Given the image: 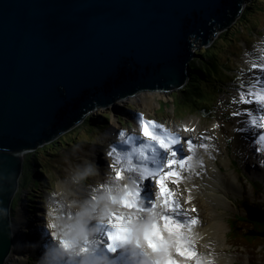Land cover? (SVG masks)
I'll use <instances>...</instances> for the list:
<instances>
[{"label":"water","instance_id":"95a60500","mask_svg":"<svg viewBox=\"0 0 264 264\" xmlns=\"http://www.w3.org/2000/svg\"><path fill=\"white\" fill-rule=\"evenodd\" d=\"M249 0H0V264L23 154L96 108L183 87L199 45Z\"/></svg>","mask_w":264,"mask_h":264},{"label":"rangeland","instance_id":"374dc122","mask_svg":"<svg viewBox=\"0 0 264 264\" xmlns=\"http://www.w3.org/2000/svg\"><path fill=\"white\" fill-rule=\"evenodd\" d=\"M244 4L243 12L247 8L245 15H239L227 28L217 30V34L212 37L213 40L207 48L199 45L198 48L194 49L196 52H206L209 48V52L213 54L211 60L215 65L214 69L208 68V65H205L206 63L210 66L212 65L209 59L197 55L198 59L195 63L199 65L201 71V81L198 83L203 92L202 95L199 93L196 95L198 99L200 98L197 102L195 99L194 102L181 103L180 101H184L187 97H181L180 94L178 96V90H173L166 92L163 97L158 98L159 106H155L149 114H147V110L129 101L117 103L116 110H113L112 107L94 109L88 113L90 117L89 122H91L88 127L84 126L85 123L81 122L56 138L54 145L50 149L43 147L40 149L38 147L34 150V157L38 161L35 163V169L39 175L37 179L40 181V184L34 187L35 191L33 190V186H29V192L32 195L30 200L27 198L30 201L29 203L26 202L24 197V193L28 191L26 190L27 188L21 190L23 185L28 184L27 177L30 176L28 166L24 160L29 152L24 153L23 167L19 178L20 185L18 186V189L21 190V195L18 205L13 212V215L16 214L15 218H17L19 212H23L25 204L32 206L30 209L34 210V212H37L38 206L42 207V212H39V214H42L43 219L39 223L43 226H46V221L49 220L46 210L50 204H60L58 208L54 206L52 209L53 213L57 209L73 213L84 210L88 211L87 205L93 200L91 196L95 193V189L101 188V185H110V170L107 167V161L103 160L106 158L104 156L105 151H110L111 148L107 138L114 137L115 133L121 130L133 132L134 120L132 116L142 114L144 119L148 118L151 121L164 125L169 131L174 130L177 132L183 130V120L185 118H197V123L203 125L216 121L218 124L222 123L227 128V131L224 133L225 140L229 141V143L224 142V144L229 149L228 153L226 152L227 156H225L224 148L221 146L219 138L216 137L215 143L217 147H220V156L223 160L220 164H218L217 160L215 161L223 173L232 172L235 174L242 188L235 195H227L228 200L216 208L218 212L221 211L216 215V221L223 226V237L221 235V238L226 245L225 251L230 252L232 256L229 264H248L252 262H256L252 264H264V238L257 235V233L251 236H243L245 230L248 229V223L241 220L234 223L232 220L234 214L244 215L239 203L241 200L249 198L256 202L258 206H261V204L264 206V178L252 176L244 170L240 156L242 148L235 134L231 132L233 126L232 120L235 117L232 113L236 112L238 107L241 106V104L233 102L234 99H238L233 96V91L234 89H238L242 83L250 85L254 81L253 70L250 69L252 68V63L259 60V57L254 56L250 66H247L244 57L255 51L257 43L264 42V0H249L245 1ZM261 51L262 56L264 55V44ZM222 112H225L227 115L221 116ZM103 115L107 117H103ZM112 117H116L118 125H114ZM91 129L92 131H90ZM201 133V130L198 129L197 134L200 137L203 136ZM181 135L182 137H191L194 143L197 141L194 136L187 133L184 134L182 132ZM65 140L67 142H64ZM234 147L236 150H234ZM117 154L119 155L120 152ZM99 157L102 158L101 162H98ZM230 161L235 162L234 169ZM88 165H93L95 172L90 175H84V170ZM207 176L212 180H216L217 177L222 184H229V180L226 182L225 177L221 173L217 174L215 170ZM258 179L263 182V188L258 186ZM250 182L253 183L254 188L250 185ZM173 188L180 201H186L184 198L187 188L182 182L178 185L173 183ZM100 190V192L96 193L97 196H94V200L99 199L96 202V208L102 214H105L104 217H106V213H116L119 215L132 213V211L110 206L106 199H103L106 194L105 189L101 188ZM65 193H67L68 197L65 196ZM17 195L18 190L12 199V203L15 201ZM211 195L212 193H207L206 196ZM186 207L190 209L191 207L195 208L202 216L207 213L204 205L201 202L199 203V201V208L190 205ZM87 215L90 219L95 222L97 221V216H95L93 211L87 213ZM141 223L139 222L138 226ZM237 225L239 228L236 227ZM219 231L220 229L217 230V232ZM55 244L56 247H59L58 241ZM34 258V260H30L26 264H37V262L46 259L39 256H35Z\"/></svg>","mask_w":264,"mask_h":264},{"label":"snow or ice","instance_id":"6c2138e0","mask_svg":"<svg viewBox=\"0 0 264 264\" xmlns=\"http://www.w3.org/2000/svg\"><path fill=\"white\" fill-rule=\"evenodd\" d=\"M257 69L264 73V55L252 63L250 70ZM233 102L250 106L248 109L233 112L232 115L250 118L245 119L243 123L250 124L251 127L259 130L255 133L258 137L255 140L256 151L264 153V76H256L254 83L247 87L243 83L240 84L238 99H234ZM137 120L141 136L119 132L120 143L130 145L131 149L114 161V165L122 162L127 164L125 169L118 167L115 169V178L121 180L126 176L132 182L133 187L125 191L119 200L115 197L113 200L124 208L136 209L138 213H151L153 222L144 228H134L131 216L125 217L112 213L107 223L98 225L97 235L100 238V245L107 252L120 254L116 257L117 259L127 252L130 264H136L134 257L137 256V252L140 255H147L140 243L141 237L144 246L160 255L158 260H149V264H177V261L169 255L172 247L182 257L186 256L191 259L197 255L191 241L185 236V229L190 230L196 225L198 218H189L187 210L181 207L175 198V193L169 189L168 183L178 185L185 179L190 180L192 174H198L196 168L202 167L203 162L196 155L197 149L202 148L207 151L209 145L205 143L196 145L192 139H188L186 144L189 155L184 156L183 138L178 133L169 131L158 122L144 119L142 114H138ZM185 131H194V129L185 127ZM237 131H243V128H238ZM202 139H210V137H202ZM117 152V148L111 146L108 155L117 156ZM122 172L125 175H122ZM185 173L188 175L185 176ZM153 181L157 188L155 199L160 201L159 210L150 192ZM191 211L196 210L193 208ZM155 218L163 221L162 227ZM137 219H143V216H138ZM134 231L139 233L135 238ZM164 232L168 234L167 239ZM133 240H135V249L129 251ZM61 243L67 246L65 241ZM105 264H116V259L107 258Z\"/></svg>","mask_w":264,"mask_h":264},{"label":"bare ground","instance_id":"6f19581e","mask_svg":"<svg viewBox=\"0 0 264 264\" xmlns=\"http://www.w3.org/2000/svg\"><path fill=\"white\" fill-rule=\"evenodd\" d=\"M264 40V39H263ZM264 42L257 43L255 45V53L251 52L247 55H245L244 59L247 66H250L251 60L254 58V56L260 57L262 53ZM256 76H264V73H261L257 70H253V80L255 81ZM251 82V83H254ZM250 83V84H251ZM249 85H245L247 87ZM238 89H234L233 96L238 98ZM165 95L162 91H143L138 92L137 94L125 98V99H116L114 101V104L112 106L113 110H116V104L122 101H129L133 103L134 105L143 108L144 110H147V114L149 112H152L155 106H159L158 104V98L163 97ZM250 106L247 104L241 105L238 107V110L242 109H248ZM111 108V107H109ZM237 110V111H238ZM227 115L225 112L221 113V116ZM138 116H132L134 120V127L133 132L130 131H123L126 132L129 135H135L137 137L141 136V133L138 129ZM114 125H118L116 117L113 118ZM149 120L148 118H146ZM245 119H250L249 117L245 116H235L232 120L233 126L231 132H233L236 136L237 141L239 142V145L242 148V152L240 153L241 156V162L244 165V170L252 175L257 177L264 178V153H260L256 151L257 144L255 143V140L258 138L255 136V133H257L259 130L255 129L250 126V124H244L243 121ZM197 118H185L183 120V130L180 132L172 131L175 133H178L180 137H182L181 133L184 132V134L192 135L194 136L197 141L196 144L199 145L201 143H205L209 145L207 151L205 149L199 150L197 149L196 155L199 159L202 160V167L196 168V173L198 174H192L191 179H185L182 182V184L187 188V193L185 195V200L188 202L187 205L190 206H196L198 207V201L201 202L207 213L202 216L199 211L192 212L189 207L184 206L183 209L187 210L189 218H198V223L191 227V229H185V236L191 241V244L193 245V250L197 253L195 257H192L191 259L188 258L186 261H182L183 264H229L232 260V256L230 255V252H226V245L221 238V235L223 237V231H222V224L217 223L216 221V215L221 212L216 210L217 206L221 203L228 200L227 195H235L238 193V190H242L239 182L237 181V178L235 174L232 172L223 173L219 167L218 164L223 160V158L220 156V147H217V144L215 143L216 139L219 138V141L221 143V146L224 148V153L226 155L225 150V133L227 130L226 127L222 125V123H217L216 121L210 122L208 124H198ZM185 127L189 129H194V131H185ZM238 128H243V131H237ZM198 129L201 130L202 137H210V139H202L197 133ZM117 131V130H116ZM120 131V132H121ZM119 132H116L115 134L118 135ZM114 137H108L107 141L111 146H115L116 148H119L120 155H123L124 151L126 150L127 146L126 144L120 143V137L118 136ZM217 137V138H216ZM194 143V141H193ZM195 144V143H194ZM186 145V144H185ZM234 150L236 148L234 147ZM96 155V154H95ZM189 155V153H185V156ZM104 156L106 158L105 161H107L108 168L115 169L120 167H127L125 162L117 163L114 165V162L112 160H115V156L110 157L108 155V150L105 151ZM118 156V155H117ZM122 157V156H121ZM102 159V158H99ZM218 161V164L216 161ZM216 171V173H221L226 179V182L229 180V184L225 185L222 184L220 180L216 177L215 179H209L208 174H211L213 171L212 169ZM203 171V172H202ZM202 173V174H201ZM110 175V184H113L115 187L113 190L118 189V182L114 180L111 173ZM187 176L188 174H184ZM129 180V179H128ZM130 181V180H129ZM131 185L132 182L130 181ZM133 187V185H132ZM151 187L153 188V182L151 184ZM105 198H107L108 195L112 193L113 190H110L109 187H105ZM60 190V189H59ZM119 190V189H118ZM100 188L95 189V193L92 194L91 198L94 196H97L96 193L100 192ZM207 193H212L211 196H206ZM114 194V193H113ZM65 196L68 197L67 193H65ZM189 197H191V200H189ZM49 205V204H48ZM47 205V206H48ZM60 204H54L49 205L46 210V214L49 218L48 221H46V227H44V230H48L50 232V235L53 237V239L58 241V244L61 243V241H65V237H63L62 232H67V229H62L61 220L58 218L57 213H53L52 209L58 208ZM96 205L93 200H91V203L87 205L89 212H94L95 216H97V221L90 219L87 215L89 213L88 211H79L75 212V220L74 222H71L73 225L77 223V218H83L84 223L83 226L87 228V230H80L78 229V232L70 237V240H73V237L82 236L83 238L79 240L78 246L79 251L82 253L84 252V249H89L87 247H90L91 250H101L100 244L96 240H90L89 244L87 242V239H85V233L86 231H92L94 233V236L96 238H99L97 235L98 231V225L101 223H107L108 218L110 216V213L102 214L101 211H98L96 208ZM84 206V205H83ZM95 206V209H94ZM200 207V205H199ZM198 207V208H199ZM60 212V210H59ZM99 212V213H97ZM102 216V217H101ZM123 216H131L132 217V223L134 228H137L139 222H144L145 218L147 217L144 213H138L136 209L132 211V213H124ZM138 216H143V219H137ZM24 221V215L23 212H19L17 215V218L15 216L12 217V229L15 233L14 235V243L12 246V249L7 257V260L5 264H25L26 263V256L24 254L25 250H23L18 242V236H17V228L19 227V224L23 223ZM66 223V222H65ZM52 225L56 226V229L54 230L52 228ZM194 228V229H193ZM59 229V231H58ZM220 229L219 232L217 230ZM59 233V234H58ZM44 235V234H43ZM165 238L167 239L168 236L164 234ZM225 237V236H224ZM52 241V239H51ZM53 242V241H52ZM88 244V245H86ZM174 248V247H172ZM74 249L73 251H66L63 252L66 257L72 258L74 254L80 255V252ZM173 249L170 248L169 255L174 254ZM158 258H160V255H158ZM182 264V263H181Z\"/></svg>","mask_w":264,"mask_h":264},{"label":"trees","instance_id":"16d2710c","mask_svg":"<svg viewBox=\"0 0 264 264\" xmlns=\"http://www.w3.org/2000/svg\"><path fill=\"white\" fill-rule=\"evenodd\" d=\"M246 11H247V8L242 14L245 15ZM205 48H207V47H205ZM195 54H197L198 56L208 58L210 61V64H212V65L210 66L207 63L205 65H208L207 66L208 68L214 69L215 65L213 64V61L211 60L213 54H211L209 52V48L207 49L206 52H204V51L196 52L195 51ZM197 59H198L197 56H195L189 62V73H190L189 82H187L183 87L178 89V96L180 94L181 97H183V96L187 97L186 99H184V101H180L181 103L182 102H189V101L194 102L195 99L197 102V100H199L200 98L198 99L196 95L198 93L200 95L203 94V92L201 91V88H200L201 86H199V83H198L201 81V73H200L201 71H200L199 65L197 63H195ZM103 117H107V116L103 115ZM89 118L90 117L87 116L83 122V123H85L84 126H86V127H88V125L91 124V122H89ZM90 131H92V129ZM62 140H64V139H62ZM64 142H67V140H65ZM54 143L55 142L48 143L42 147L46 148V149H50V147L52 145H54ZM61 143L63 144V142H61ZM42 147H40V149ZM34 153L35 152H30L24 159L27 166H28V170L30 172V176L27 177V179H28L27 183L31 184V186H33V190H34V187H37L40 184V181L37 179V177L39 175L36 173V169H35V165H36L35 163L38 161H37L36 157H34L35 156ZM42 174L44 175V173H42ZM19 185H20V183H19ZM27 185L26 184L23 185L22 188H25ZM31 196L32 195H30V192H29V194H27V198L30 200ZM19 199H20V190L18 189V195L15 198V201L11 204L12 210H14L15 207L18 205ZM244 211H245V215L243 217L236 216L235 220H233L234 223H236V221H238V220H241L243 222H247L248 223V229L245 231V235L251 236V235H254L257 233V235L264 238V209L261 206H258L257 203L247 201L245 204V207H244ZM250 264H252V263H250Z\"/></svg>","mask_w":264,"mask_h":264},{"label":"clouds","instance_id":"9594fccd","mask_svg":"<svg viewBox=\"0 0 264 264\" xmlns=\"http://www.w3.org/2000/svg\"><path fill=\"white\" fill-rule=\"evenodd\" d=\"M95 172V168L93 165H88L86 169L84 170V175H90Z\"/></svg>","mask_w":264,"mask_h":264}]
</instances>
